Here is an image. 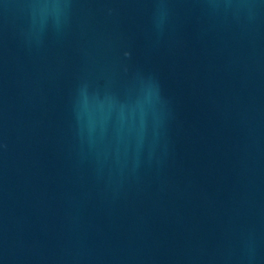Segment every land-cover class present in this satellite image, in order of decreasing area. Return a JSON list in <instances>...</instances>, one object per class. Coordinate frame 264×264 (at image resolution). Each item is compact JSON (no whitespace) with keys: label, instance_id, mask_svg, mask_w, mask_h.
Returning <instances> with one entry per match:
<instances>
[{"label":"water","instance_id":"water-1","mask_svg":"<svg viewBox=\"0 0 264 264\" xmlns=\"http://www.w3.org/2000/svg\"><path fill=\"white\" fill-rule=\"evenodd\" d=\"M0 264H264V0H0Z\"/></svg>","mask_w":264,"mask_h":264}]
</instances>
